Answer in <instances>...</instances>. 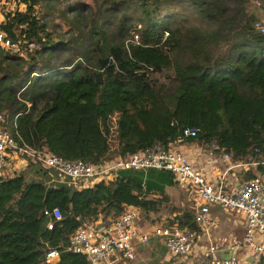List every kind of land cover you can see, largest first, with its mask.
Returning <instances> with one entry per match:
<instances>
[{"label": "trees", "instance_id": "1", "mask_svg": "<svg viewBox=\"0 0 264 264\" xmlns=\"http://www.w3.org/2000/svg\"><path fill=\"white\" fill-rule=\"evenodd\" d=\"M10 2L0 5V29L16 43L0 47V128L15 140L95 163L115 113L122 157L168 147L189 128L194 135L182 141H213L246 162L243 179H264V33L251 27V8L264 10V0H16L22 10ZM173 185L157 168L122 169L79 188L0 175V243H20L32 257L0 264H49L47 248L57 250L51 264H88L67 249L69 235L80 220L106 226L127 207L142 222L196 229L193 209L165 194ZM52 208L58 220L41 214ZM166 211L173 216L163 222Z\"/></svg>", "mask_w": 264, "mask_h": 264}, {"label": "built area", "instance_id": "2", "mask_svg": "<svg viewBox=\"0 0 264 264\" xmlns=\"http://www.w3.org/2000/svg\"><path fill=\"white\" fill-rule=\"evenodd\" d=\"M251 27L253 31L264 33V21L260 19H255ZM15 45L0 29V47L6 49ZM193 135L194 130L185 128L182 137L174 140L168 147L152 144L129 156L118 155L109 160L90 163L80 159L65 160L44 149L31 148L20 138L15 140L6 130L0 128V175L9 170L12 159H22L26 164L30 162L48 169L57 175L58 180L67 179L77 188L81 181L86 183L89 180L105 179L122 169L167 170L178 185L193 196L191 208L196 229L159 223L152 225L151 230L146 232L138 224L137 211L127 207L106 226L99 225V221L94 225H86L80 220V225L69 235L67 249L85 256L88 264H108L109 258L117 255L125 260L133 259L132 241L145 244L150 236H155L162 241L171 258L178 257L189 264H237L235 249L238 245L249 248L252 252L249 264H257L264 258V180L254 176L237 180L234 186L227 188L224 184L225 175L227 176L229 170L245 164L231 161L229 153L213 141L203 144L202 150L204 152L205 149L209 155L218 154L225 168L215 178L206 176L179 147L183 137ZM210 204H216L225 210L238 211L244 217L239 244H235L233 249L230 248L226 257L217 256L215 253L218 249L210 242L203 247L200 245L201 233L206 232L209 223ZM41 214L50 215L54 220L60 217L57 208H52L50 212L42 210ZM45 227L51 229L52 221H48ZM56 260V248H47L43 262L51 264Z\"/></svg>", "mask_w": 264, "mask_h": 264}, {"label": "crops", "instance_id": "3", "mask_svg": "<svg viewBox=\"0 0 264 264\" xmlns=\"http://www.w3.org/2000/svg\"><path fill=\"white\" fill-rule=\"evenodd\" d=\"M16 0H11V5H14ZM4 0H0V5H2ZM22 6L21 3L18 5ZM21 9V8H19ZM18 9V10H19ZM23 9V8H22ZM21 9V10H22ZM251 11L255 17V19H260L264 21V10L256 7L251 8ZM1 18V13H0ZM117 118V115H115ZM113 123V128L115 123ZM109 126V125H108ZM110 128H108V133L106 140L108 138ZM114 137V139H113ZM112 143H115L116 147V139L115 133L112 134ZM115 140V141H114ZM109 140L107 141V146ZM204 145L198 144H188L184 141L179 142V147L188 155L190 161L193 165L198 167L206 176L216 177L221 174L224 170L225 166L223 161L221 160L218 154L209 155L206 150L204 152L202 147ZM115 156H118L116 154ZM114 156V157H115ZM120 156V155H119ZM235 163L245 164L246 162L234 161ZM27 165L24 160H10L9 170H6L10 173L7 176L13 175L12 173L15 171L16 173H21L26 180H42V181H50V180H58L59 178H54L51 173L47 174L41 171V174L37 171H34L33 167H26ZM246 165V164H245ZM245 165H241L240 167L233 168L228 171L227 176L225 175L224 184L227 188L232 187L237 183V180H242L241 173L245 171ZM34 166V165H32ZM32 168L34 172L30 169ZM35 168V167H34ZM143 173V172H142ZM15 174V173H14ZM144 180V176H143ZM264 180V179H263ZM165 194L168 196V199L173 204H178L179 208H191L193 206V196L192 194H188L180 185L173 186H165L164 187ZM185 191V192H184ZM189 202V206L186 205ZM169 211V210H168ZM173 214L170 212L164 213L161 217L163 222L167 220V218H171ZM208 218L209 223L207 226L206 232H202V238L200 241L201 247L207 245L209 242L214 244L218 251L215 253L219 257H226L230 253V248H234L235 244H239V240L241 239V235L244 227V217L238 211H229L221 208L218 205L210 204L208 205ZM145 223V224H144ZM139 226L143 229V231L149 232L151 230V223L139 222ZM134 258L131 260H125L120 256H113L109 258L108 264H169L171 261V256L167 253L166 248L164 247L162 241L155 237L150 236L148 241L145 244H140L137 241H132ZM251 250L244 245H241L235 249V256L237 260V264H249L252 260Z\"/></svg>", "mask_w": 264, "mask_h": 264}, {"label": "rangeland", "instance_id": "4", "mask_svg": "<svg viewBox=\"0 0 264 264\" xmlns=\"http://www.w3.org/2000/svg\"><path fill=\"white\" fill-rule=\"evenodd\" d=\"M86 1H88V0H86ZM252 5V4H251ZM258 4H256V5H254V8L256 9V7H258L257 6ZM11 6H13L12 8L14 9V8H16L17 9V7L18 8H23V5L22 6H15V5H11ZM18 10V9H17ZM54 21L56 22V21H58V19L57 18H54ZM61 24V26H62V28L60 29L61 31H66L67 30V26L63 23V22H61L60 23ZM114 118H115V116H114V113H112L110 116H109V119H108V125H109V128H110V131H109V134H108V138H107V141L109 140V142H108V144H109V147H108V151L105 153V158H108V160L109 159H112L115 155H116V151H115V143L113 142L112 143V134H116V125H114V128H113V123H114ZM116 119V118H115ZM113 139H114V137H113ZM115 141V140H114ZM105 158H103V159H105ZM26 167H30L31 165H25ZM31 167H33V169H34V171L36 170V167L34 168V166H31ZM31 170H32V172H34L33 171V169L32 168H30ZM119 171V170H118ZM6 172H8V171H6ZM38 172H39V174H41V171L40 170H38ZM11 173V172H10ZM10 173H5L4 172V176H7L8 174H10ZM14 173H16L15 171L12 173V174H14ZM111 173V172H110ZM109 173V174H110ZM106 177H108V178H111V174L110 175H108V176H106ZM105 177V179H108V178H106ZM78 182V181H77ZM78 183H80V182H78ZM185 192V191H184ZM189 194V193H188ZM186 205H188L189 206V202H187V204ZM138 221L141 223L142 222V220H141V218L139 219V216H138ZM26 254V252L22 249V245L20 244V243H16V242H8V241H6V242H1L0 243V258L2 259V260H16L17 258H24V261H26V260H28V259H31L32 257L31 256H26L25 255Z\"/></svg>", "mask_w": 264, "mask_h": 264}]
</instances>
